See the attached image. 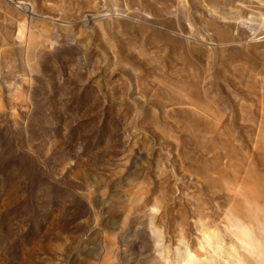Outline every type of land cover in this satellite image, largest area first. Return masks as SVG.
Instances as JSON below:
<instances>
[{
    "label": "rangeland",
    "instance_id": "374dc122",
    "mask_svg": "<svg viewBox=\"0 0 264 264\" xmlns=\"http://www.w3.org/2000/svg\"><path fill=\"white\" fill-rule=\"evenodd\" d=\"M261 1L0 0V264H264Z\"/></svg>",
    "mask_w": 264,
    "mask_h": 264
},
{
    "label": "bare ground",
    "instance_id": "6f19581e",
    "mask_svg": "<svg viewBox=\"0 0 264 264\" xmlns=\"http://www.w3.org/2000/svg\"><path fill=\"white\" fill-rule=\"evenodd\" d=\"M256 1L258 2L259 5L262 3L261 0H256ZM243 2L244 1H242V3ZM245 6H246L245 4H241V6L239 8L242 10V7H245ZM240 14L242 16H244V17H249L250 12L248 13V16L247 15H243L242 14V11H240ZM253 14H251V15L253 16ZM224 33H226V32H224ZM256 40H264V34L260 35L258 38H256ZM186 84H188V83H186ZM190 85H192L194 87V84L193 83H191ZM259 87L262 89L261 92L264 93V82H262ZM260 105H261V107L259 109V112H260L259 115L261 117V124H260V130H259L258 136L256 137V145L259 144L264 149V99L260 100ZM190 125L192 126V128H196L198 130L199 123L197 124V121H195L194 124L192 122ZM203 128H205V123H204ZM200 129H202V128H200ZM228 145H229L230 150L232 152H235V148L231 144H228ZM254 147L257 149L258 146L256 147L254 145ZM240 165L242 166L243 164L240 163ZM217 173L220 175V177L226 178L225 180L227 181V185L228 186H229L230 183H232V181H236V179H238V181L241 182L243 185L246 184V180L250 181V183L252 185V188H253V190H251V193L253 195H256L257 197L259 196L258 186H257V182L258 181L253 177V174L251 173V171L245 170L244 173H243V175H242V177H241L239 170H235L232 173H228L227 172V168L222 167V168H220V169L217 170ZM226 198L230 202L229 203V207L230 208H233L234 211L237 214H243V215L249 214V209H248L247 205L244 204V202H242L239 198H237L235 196L229 197V195ZM235 228L239 229L240 231H243L244 230L243 224H241L239 222H237L235 224ZM156 244L157 243H155V246H156ZM206 263L209 264L208 261H206Z\"/></svg>",
    "mask_w": 264,
    "mask_h": 264
}]
</instances>
